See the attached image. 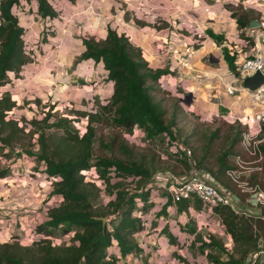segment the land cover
<instances>
[{
    "label": "rangeland",
    "instance_id": "obj_1",
    "mask_svg": "<svg viewBox=\"0 0 264 264\" xmlns=\"http://www.w3.org/2000/svg\"><path fill=\"white\" fill-rule=\"evenodd\" d=\"M202 1L206 2L205 6L213 8L208 0ZM59 3L73 6L75 0L72 3L66 0L52 2L53 8ZM188 6L190 7V5ZM203 8L202 6L197 12L205 15ZM111 10L120 23L124 22L126 15L135 13L129 7L121 10ZM22 11L17 14L25 28L24 41L33 53L31 56V62H33L35 54L42 53L40 45L47 42L49 37H53L54 33L52 28L47 25L49 21H44L35 16L27 5L23 6ZM233 13L241 14L236 9ZM143 16L144 13L142 12L139 18L142 21L135 19V22L142 25L145 22ZM205 23L207 22L201 21V24ZM108 24L112 28L111 23ZM194 24L196 25V23ZM75 25L76 22H73L72 26ZM180 26L184 37H190L194 43L190 45L189 52L186 55L188 57L186 64H192L198 61L201 56L198 52L201 36L196 35L195 30L186 25L184 26V24ZM85 28L87 31L90 29V27ZM242 33L245 38L251 41L254 40V35L247 29ZM241 39L244 40V38ZM244 43L246 45V40H244ZM194 46H197V49ZM233 49L239 52L241 46L239 48L233 47ZM262 53L264 54V47H262ZM204 58L206 59L202 63L203 66L198 65V67L200 66V70L208 71L210 70L208 67L211 66L209 65L210 56L205 55ZM171 62L176 64L175 60H171ZM197 64L200 63L197 62ZM86 68L90 67L86 66ZM93 71L97 72L99 83L82 87L81 91L84 96L82 95V98L74 101L75 103L58 102L52 97L40 99L30 95L26 88L15 89V83H20L21 72L16 77L10 74V83L0 87V95L8 92L16 104V108L7 113V119L14 121V124L8 125L0 131V173L7 175L5 185L2 186L0 183L2 189L4 188V194L0 191V245L18 243L20 246H30L33 242L41 239H45L51 246L55 247L71 244L73 232L63 234L61 231H53L50 236H42L36 233L35 228H32L33 225L42 224L48 211L58 207L62 199L59 196H49L54 180L43 174L44 167L35 161L33 157H29L28 153L35 155L40 152L38 144L40 133L46 139L49 152L55 149L54 144L63 142L64 133L62 130L46 129L45 123L40 122L47 113L51 115L46 121L47 125L60 119L71 120L72 123L67 125L70 132L72 134L77 133L78 137H82L86 132L87 118L82 116L81 113L74 112L79 111L98 115L91 123L93 130L91 142L92 164L102 160H119L124 164L139 165L152 176L151 183L144 185V187L151 190L149 206L143 209V206L137 202V210L134 213L135 216H139L143 220V231L135 238L141 253L126 256L123 260H120V264H211L209 255L218 256L222 260L225 259L226 255L212 248L201 250L199 239L207 242L209 236L220 242L227 253H231L235 259L240 258L241 250L237 248L238 246L237 249L233 246L230 237L222 227L220 218L213 211L211 212L205 208L204 205H201L199 212H183L181 214L177 212L178 210L176 211L168 206L166 214L161 215V209L165 205L166 192L158 186V178L162 176V173L167 172L176 180L185 181L189 179L195 170H204L212 174L218 183L236 197L237 203L232 207L235 211L245 216L251 213L258 215L259 206L255 204L256 201L252 191L255 187V190L264 191V129L262 128L259 134L251 130L252 134L250 136L254 138L251 140L250 146L245 147L242 144V139L243 134L249 128L251 119H249V112H244L242 118L241 116L237 117L233 113H228L227 105L234 110L238 109L237 112L240 113L241 107L235 102L238 96H240L238 102L241 101L249 110L254 112L260 111L264 104L256 105L253 103L245 91H242L243 94H241V91L235 92L233 97L235 100H231V97L229 98V95L226 94L225 86L233 84L235 77L232 74H227L226 69L222 66L215 70V79L207 77L204 81L211 89L217 91L211 89L208 91L197 90L196 88L201 85L197 77H200L201 74L192 78L182 71L183 76H185V84L181 83V86L178 84L180 77H177L176 82L167 78L164 83L160 82L158 84V90L151 93L154 101L158 102L164 111L166 123L176 114L172 126L173 138L168 139L159 136L153 140H148L141 130L137 128H117L111 123L108 113L102 115L100 104L104 103L103 99L108 98L104 91V86L106 87L108 83L105 81V74L102 76V71H98L95 67ZM174 73L177 74L178 70H174ZM74 75L84 81L83 76L78 73ZM99 86H102L100 96L97 95L98 93L95 90ZM208 92H217L212 95H219L218 97L225 100L224 103L223 100L220 101L216 111L213 109L211 112L205 111L209 109L210 104L214 103L209 102ZM189 94H192L195 100L192 98L191 104L187 105L188 97L184 98V96ZM73 96L74 93L71 100L74 99ZM228 110L230 109L228 108ZM244 111H246L245 108ZM32 120H35L36 123L29 124ZM7 135H10V138L8 144H5L3 140ZM79 149L80 147L77 145L67 147L62 145L56 159H71ZM187 150H189L190 155L187 154ZM221 167L223 168L221 169ZM99 169L93 166L82 175L85 177L86 189H93L95 192L96 199L92 201L94 208L101 212H107L106 204L113 199V196H109L108 193L110 192H107L101 185L98 178ZM227 171H235L238 183L230 181V178L226 175ZM109 178L110 189L113 193L118 189L134 193L138 185L142 186L144 184L142 180L138 179H118L114 176L113 170L110 171ZM94 185L99 192H97ZM112 218V215H110L102 219L108 221ZM164 225H167L168 233L176 238L175 243L172 245L168 243L165 235L159 234ZM7 226L11 227V232L7 230L9 229ZM256 245L258 249H263L264 243L259 239ZM262 252L257 256L254 264H264V250ZM253 253L250 252L246 255L243 264L247 263V257Z\"/></svg>",
    "mask_w": 264,
    "mask_h": 264
},
{
    "label": "trees",
    "instance_id": "obj_2",
    "mask_svg": "<svg viewBox=\"0 0 264 264\" xmlns=\"http://www.w3.org/2000/svg\"><path fill=\"white\" fill-rule=\"evenodd\" d=\"M56 1L58 0H0V87L10 83V74L16 77L32 61L33 53L24 41L26 31L17 13L23 12V6L27 5L35 16L44 21H51L58 16L52 6V2ZM66 1L74 2V0ZM231 16L239 30V38L246 40L248 48L253 47L254 43L242 33L251 22L248 15L232 13ZM205 34L216 43L224 41L222 35L214 34L210 29H206ZM82 46L83 51L76 57L74 66H81L87 62L101 64L106 74L105 81L111 83L108 98L103 99L104 103L100 104L102 115L108 113L111 123L117 128L141 130L148 140L159 136L172 139V126L176 114L166 123L164 111L151 95L158 90V84L163 79L173 74L171 69L151 67L139 48L134 47L124 34L118 35L116 30L110 27L107 28L103 40L88 37L82 40ZM194 47L197 49V46ZM221 57L227 69L236 74L238 53L233 47H222ZM14 108H16L15 101L8 92L0 95V131L14 124V121L7 119V113ZM74 112L81 113L87 118L86 132L82 137L70 132L67 125L72 123L71 120L60 119L47 125L46 121L51 117L47 113L40 122L45 123L46 129L62 130L63 142L54 144L55 149L49 152L46 139L40 133L38 136L40 152L35 155L28 153L29 157H33L44 167L43 174L54 180L49 196H59L62 199L58 207L48 211L42 224L33 225L32 228L42 236H50L53 231H61L63 234L73 232L71 244L55 247L45 239L35 241L30 246L5 243L0 245V264H120V260L126 256L141 253L135 238L143 231V220L134 213L138 203L143 209L149 206L151 190L144 185L151 183L152 176L139 165L124 164L119 160H102L92 164L91 123L98 115ZM35 123V120L29 122V124ZM9 138L10 135H7L3 142L8 144ZM62 145L66 147L77 145L80 149L71 159H56ZM93 166L100 168L98 178L101 185L110 192L109 196H113V199L106 204L107 212L94 208L92 201L96 199L95 192L93 189L87 190L85 186V177L82 173ZM111 170L118 179H138L144 184L138 185L134 193H128L123 189L113 193L109 183ZM0 176L4 179L7 175L0 173ZM94 187L99 192L95 185ZM170 203L168 199L161 209V215L166 214ZM190 205L197 212L201 210V202L193 199L192 202L178 203L177 212L179 214L186 212ZM213 212L220 218L222 227L233 246L235 248L238 246L237 248L241 250V256L235 259L212 236H209L207 242L199 239L201 250L212 248L226 255L223 260L218 256L209 255L211 264H243L247 254L264 250V245L263 249H258L256 245L259 239L264 243V222L261 215L251 213L245 216L233 211L229 206L216 207ZM110 215L113 217L111 220L102 221V218ZM159 234L165 235L169 244L175 243L176 238L168 233L167 225L161 228Z\"/></svg>",
    "mask_w": 264,
    "mask_h": 264
},
{
    "label": "crops",
    "instance_id": "obj_3",
    "mask_svg": "<svg viewBox=\"0 0 264 264\" xmlns=\"http://www.w3.org/2000/svg\"><path fill=\"white\" fill-rule=\"evenodd\" d=\"M208 2L213 5L212 9L205 6L206 2L202 0H75L73 6L59 3L54 6L58 16L47 23L52 28L54 36L49 37L47 42L40 45L42 53L35 54L34 61L20 73V83L18 84L21 85L15 83L14 87L15 89L26 88L30 95L40 99L52 97L58 102L75 103L74 101L84 96L81 91L82 87L99 83L97 72L93 71L94 67L98 71H102V76L105 74L101 64L95 65L92 62H87L81 66H74L76 57L83 51L82 40L88 37L103 40L107 28L110 27L108 23H111L112 29L116 30L118 35L124 34L134 47L142 51L145 60L151 67H169L173 74L167 78L173 79L175 82L177 77H180L178 81L180 86L181 83H186L184 80L185 76H183L184 73L192 78L201 74L200 77H197L201 85L196 89L208 91L211 88L204 83L205 79L207 77L215 79V70L222 66L226 69L227 74H232L235 77L233 84L227 85H233L237 89H241V94H243V78L227 69V65L223 63L221 57V48H239L241 46L242 52L249 53L251 51L252 48H246L244 40L239 38L236 22L231 15L236 9L240 13H246L249 21L258 20L261 12L264 13V0H208ZM202 6L204 7L205 15L197 12ZM126 7L134 10L135 13L126 15L124 22L120 23L119 19L111 12V9L115 11ZM142 12L144 13L142 18L145 22L143 21L144 23L140 25L139 22H135V19L140 20ZM201 21H206L207 23L201 24ZM73 22H76L75 26H72ZM182 24L195 30V34L201 36L198 50L201 56L198 61L192 64H186L188 58L186 55L189 52L190 45L194 43L190 37H184L180 26ZM85 27H90V29L87 31ZM206 29H210L214 34L222 35L224 44L221 45V42L216 43L211 40L205 34ZM247 30L254 35V38L259 32L255 29L247 28ZM205 55L210 56L209 65L211 66L208 67L210 68L208 71L199 69L200 66H203L202 63L206 59L204 58ZM171 60H175L176 64H172ZM197 62L200 64H197ZM198 65L200 66L198 67ZM86 66L90 68L87 69ZM174 70H178V73H174ZM75 73L83 76L84 81L77 78L74 75ZM104 78H106V74ZM165 79L161 83H164ZM101 87L95 88L98 96H100ZM211 90L217 91L215 89ZM104 91L106 96H109L111 83H108L106 87L104 86ZM73 93L74 99L71 100ZM216 93L208 92L209 102L214 103L210 104L208 110L203 108L206 112H211L212 109L214 111L218 110L219 106L217 105L220 104L223 98L218 97L219 95H212ZM234 96L235 94L229 96V98L231 97V100H235ZM239 99L240 96L235 102L241 107V112L239 111L240 113H238V109L234 110L228 105L227 111H229V114L233 113L237 117L241 116V118L244 117V112H249V119L251 118L249 126L253 127L252 116L256 112L249 110L241 101L239 103ZM193 100H195L194 97ZM224 102L225 100H223ZM244 108L246 111H244ZM18 181L21 182L20 179ZM4 182H6L5 178L0 182L2 186L3 184L5 185ZM2 186L0 185V191L3 193L4 188L2 189ZM7 227H9L7 230L10 231L11 227Z\"/></svg>",
    "mask_w": 264,
    "mask_h": 264
},
{
    "label": "built area",
    "instance_id": "obj_4",
    "mask_svg": "<svg viewBox=\"0 0 264 264\" xmlns=\"http://www.w3.org/2000/svg\"><path fill=\"white\" fill-rule=\"evenodd\" d=\"M256 21L259 22V26L255 30H258L259 32L254 40H252L254 45L253 47H250L252 48L251 51L249 53L242 51L237 52L238 60L236 62V75L242 78L251 76L256 72L261 73L264 77V54L262 53V47L264 45V15L262 12L260 18ZM245 47L248 48L247 43ZM225 91L227 95L232 96L235 92L241 91V89L239 90L233 85H226ZM243 91L246 92L247 96H250L253 103L264 104V82L253 92L245 89ZM252 122L253 127L249 126L248 131L243 134L242 144L245 147L250 146V142L254 138L253 136H250V134H252L250 132L251 130H254L257 134L262 131L264 125V107L260 111L253 114ZM187 154L190 155L189 150H187ZM226 175L230 178V181L238 183V177L235 176V171H227ZM158 179V186L166 192L164 204H166L169 199L171 202L170 207L174 208L176 211L178 203L181 201L192 202L193 199L199 200L201 204L211 212L214 208L221 206H229L233 211H235L232 207H234L233 205L237 203L236 197L223 185L218 183L212 174L204 170H195L189 179L185 181H178L167 172L162 173V176ZM1 180L2 179L0 178V182ZM255 189L252 193L256 201L255 204L259 206L258 215L262 216V221L264 222V191ZM193 211L195 210L192 205H190L186 212L190 213ZM262 253L263 252L260 250L251 254L247 258L246 264H254L257 256Z\"/></svg>",
    "mask_w": 264,
    "mask_h": 264
},
{
    "label": "water",
    "instance_id": "obj_5",
    "mask_svg": "<svg viewBox=\"0 0 264 264\" xmlns=\"http://www.w3.org/2000/svg\"><path fill=\"white\" fill-rule=\"evenodd\" d=\"M258 26H259V22L256 20H252L249 23L248 29H251V30L256 29ZM220 44L223 45L224 42H221ZM263 82H264V77L262 76V74L259 72H256L251 76H247V77L243 78L242 87H243V89H245L247 91L253 92V91L257 90L262 85ZM185 97H188L187 105H190L192 102L193 95L189 94L188 96H184V98ZM102 221H103V219H102ZM103 222H105V221H103Z\"/></svg>",
    "mask_w": 264,
    "mask_h": 264
}]
</instances>
